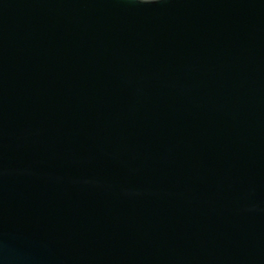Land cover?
<instances>
[{
	"label": "water",
	"instance_id": "95a60500",
	"mask_svg": "<svg viewBox=\"0 0 264 264\" xmlns=\"http://www.w3.org/2000/svg\"><path fill=\"white\" fill-rule=\"evenodd\" d=\"M0 264H264V0H0Z\"/></svg>",
	"mask_w": 264,
	"mask_h": 264
}]
</instances>
